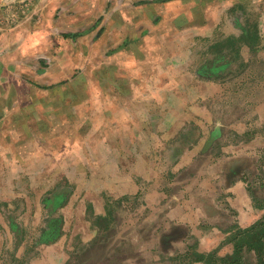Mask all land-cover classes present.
I'll return each mask as SVG.
<instances>
[{
    "label": "rangeland",
    "instance_id": "obj_1",
    "mask_svg": "<svg viewBox=\"0 0 264 264\" xmlns=\"http://www.w3.org/2000/svg\"><path fill=\"white\" fill-rule=\"evenodd\" d=\"M189 1L193 0H181V4ZM196 2L212 16L210 36L197 34L209 23L197 11L186 26L183 13L178 11L179 2L160 11L146 3L142 10L145 16L158 17L148 20L126 19L134 15V8L127 4H123L125 18H114L110 0H83L81 28L71 34L38 35L40 51L27 53V61L20 67H5L9 50L0 47V93L19 92L13 105L17 109H24L26 100L33 101L32 112L36 114L39 107L40 115L47 118L33 113L28 120L34 118L38 125L43 119L44 127L51 131L46 137V130L43 136L42 131L26 128L29 131L22 134L28 139H41L42 135L46 137L42 142L50 145L25 149L26 157L16 165L23 178L4 179L0 172L1 189L29 192L31 185L34 191L52 188L58 182V172L65 171L69 178L65 183L82 202L92 186L89 180L80 182L74 177L79 176L78 170L87 178L101 174L97 164L107 147L102 144L107 142L130 154L132 172L138 167V147L145 141V172L148 175L155 169L158 177H135L142 190L138 194L115 198L102 191L109 214L105 207L101 214L88 204L85 209L80 207L85 212L74 214L64 231L62 250L66 258L46 264H174L177 258H169L172 251L184 249L193 241L199 251L218 248L224 255L232 247L228 230L239 227L238 211L230 201L234 200L228 190L231 183L243 178L245 204L264 205V0ZM229 3L235 7L226 9ZM35 4L33 0H0V37L9 38L12 28L33 11ZM247 24L256 25L258 36L250 39L254 43L251 49L243 47L237 53L233 47L242 44V39L241 34L234 33H240V27ZM222 47L219 54L213 52ZM213 62H217L218 70L205 72L203 65ZM147 70L151 75L147 78L156 83L138 84ZM205 78L213 80L205 83ZM173 86L177 91L171 94L169 87ZM8 98L0 103L11 106L14 101ZM125 101L132 123L121 132L115 128L121 126ZM10 108L0 109V119L15 110ZM111 124L117 126L112 128ZM135 125H144L146 132ZM1 137L10 140L8 135ZM74 139L76 152L69 148L66 159L71 157L70 163L64 169V163L56 162L58 154L62 155L58 148L63 141L73 145ZM8 151L0 148V169L9 167L12 152ZM42 171L48 175L42 177ZM146 191L152 193V207L144 200ZM71 208L78 213V207ZM255 208L263 210L258 220H264V207ZM14 211H7L11 220ZM17 217L22 225L26 222L24 217ZM5 224L7 217L0 226V264H29L35 248L27 245L26 258L18 260L14 256L15 237L11 245L5 240L9 235ZM30 229L28 236L33 238L35 231ZM241 256V264H264V254L259 260L254 250L244 248ZM40 257L38 251L35 258Z\"/></svg>",
    "mask_w": 264,
    "mask_h": 264
},
{
    "label": "crops",
    "instance_id": "obj_2",
    "mask_svg": "<svg viewBox=\"0 0 264 264\" xmlns=\"http://www.w3.org/2000/svg\"><path fill=\"white\" fill-rule=\"evenodd\" d=\"M5 1H12V0H5ZM82 1L83 0H33V3H36L35 7L33 8V11L36 12V14L33 13V11H30V13L25 18H23L22 21L19 22V24H16V26L12 28L9 38L7 37L6 39H3V37H0V47L1 48L8 47L9 50V52L6 54L7 59L4 60L5 67L7 68L20 67L22 65L21 64L22 61H27L26 59L27 53L31 54L34 51H40L37 50V48L40 47L42 44L41 39L37 38L38 35L40 34H47V35L49 33L53 35H61L63 33L71 34V32L79 30V28H81V23H82V17L80 12ZM110 1L112 5L111 13L112 15H114V18L115 16L116 18L118 16H122V18L123 17L125 18L126 13L123 10V4L124 5L127 4L134 8V15L132 17L128 15L126 19L145 17L148 20L153 18L154 16L146 17L145 11L144 13L142 12V10H144V6L146 3L150 2L154 4L160 11V9L163 6H166L167 4H176L179 2L180 5H178L179 6L178 11L179 13H183L182 15L186 22L191 18L192 19L194 18L195 16L194 13L196 11L201 15L202 19H205V21L209 22L207 27L205 28L202 27L201 31L197 33L199 36H210L212 33V29H211L212 21L210 18L212 16L210 15L209 12L203 11L202 7H200V2L197 3L196 0L183 2L182 4H181V0L177 2L176 0H110ZM92 2H94V0H90V3ZM105 2H107V0H105ZM196 3L197 5L199 4L198 5L199 7L195 6ZM230 4L231 3H229L226 6V9H233L235 7L234 4L231 5ZM107 13H110V11H107ZM154 18L156 19L158 17L155 16ZM248 25L249 24L241 26L239 29L240 33L237 34L234 33V35L241 34L244 31L247 32L246 28H248ZM186 26H188V22L186 23ZM14 41L17 42L15 45L10 44L13 43ZM243 47H247L248 49H251V46L245 42H242V44L240 45H234L233 49H235L234 51L238 53L240 48ZM223 49L224 47L218 48L215 49V51L213 52L219 54ZM204 71L207 72L206 70ZM149 74L150 71L147 70V75H142L141 78L138 80V84L140 83L150 84L151 82L156 83L155 81H150L147 78L148 76L150 78L151 75ZM208 80L212 82L213 78L207 80L205 78L204 80L205 83L206 82L209 83ZM168 83H171L169 86H172V82H168ZM174 91H177L176 86L169 87V93L172 94ZM7 92L8 93L6 92L0 93V100L9 99L8 96L11 97L10 99L14 101L11 106L15 110L6 113V116L3 115L4 117L0 119L1 136H3V134L10 136V140H6V138H2L0 136V148L4 150H10L8 152L10 153L12 152V153H11V157L7 161L9 163V167L7 168V170H5V167L1 168L0 172L1 174H3L4 179L19 180L22 179L23 176L19 174V172L21 171L17 170L16 165L22 164L23 160L21 158L26 157L27 152L25 151V149L28 148L37 149V148H43L49 146L50 145L49 143H44L42 141L45 140L44 138L50 136L49 133L51 131L48 132L46 130L47 126L44 127L43 119H41V123L37 121L38 125H35L34 118L32 120L31 119L28 120L29 119L28 116H33L34 113L32 112L34 111L33 109L34 104L32 103L33 101L28 102V100H26L24 103L26 105L23 106L24 109L22 108L17 109V107L15 108V106L13 105H15L18 100L17 96L20 95L19 92H17L16 94L10 91ZM154 92H156V90ZM170 99H174L173 96ZM11 106H7L3 102L0 103V109L2 110H6ZM29 106H31V109ZM12 108H10V110ZM38 108L36 114L34 113L36 116L40 115L39 113L40 110ZM128 110H130V108L125 101L121 110V117H122L121 120L122 122L120 123L121 126L120 128L116 127L115 130L119 129L122 132L127 128V125L130 126V124L132 123L131 122L132 119L129 118L130 112ZM116 114L119 115V113ZM40 116H42V113ZM47 116L49 117V115ZM42 117L47 118L45 117V114ZM113 122H115V120ZM117 124H111L112 128L113 125L117 126ZM35 126H38L39 129L35 128L36 129L35 130L34 129ZM109 126L110 125H108V127ZM52 127L51 130L53 129ZM26 128H28L29 130L32 129V132L35 131L36 133H39L37 132V130L42 131L43 136H44V131L46 130L45 132L48 133V135L43 138L40 133L39 135H41V139H36V140L28 139L25 135L22 134L25 132L27 133L29 131ZM135 128H138L139 130L140 127L139 125L138 127L137 125H135ZM140 129L143 130L144 133L146 132L144 125ZM239 130L240 128H237V131ZM212 141L213 140H210V142ZM76 143H77L76 140L74 141L73 145H71L70 143L67 144L65 143V141H63V143H61V146L58 148L59 153H61L62 155L60 157L58 154L56 162L57 164L64 163L65 164L64 169L66 168V163H70L69 159L71 157L69 159H66L67 154L69 153V148H73L74 151L76 152ZM91 143L92 142L90 141L89 144ZM153 144L157 146L156 142H153ZM210 144L209 145L207 144V146H210ZM102 145L103 147L105 146L107 147L103 150V154L101 153L102 157L101 160L99 161L100 163L97 164L98 168H101V174H98L96 176L91 175L89 176V178H87L85 175L81 173L82 170H78L79 176L75 175L74 177L75 179L79 178V180H81L80 182L84 180H89L90 181L89 184H91L92 186V192H90L86 196V198L82 200V202L77 200L75 193L72 192V187H70L68 184L65 183L64 179L68 178L67 173L65 171H62L60 173L58 172V174L55 176V179H57L58 182L56 184L54 183L55 185H53L52 188L47 186L46 189L41 191H34V185H31V189H29V192L25 190L27 193H24L25 191L14 192L12 191L13 190L12 187H7L6 189H1L0 187L1 189L0 190V226H3V222L4 220H6L7 217L8 224H5V226H6V231L9 233V235L7 234L5 235V240L9 245L10 243L12 244L13 239L15 237L16 244L14 247V256L17 259L26 258L27 245L31 246V250L34 247L36 251L35 254L33 250L31 251L32 255L31 258H29L30 259L29 264L57 263L61 260V258L65 259L66 252L62 250V246H64L65 244L64 231L67 232L66 228L67 226L70 225L72 218L74 217V214L77 215L80 214L82 211L84 212L85 211L84 209L85 207H87V204L88 207H94L96 210L95 212L100 214L103 213L105 211L103 207L105 206L103 205V201L101 198L102 191L115 198L119 196L129 195L132 193L138 194L142 190L138 182L137 183L135 182L134 180L135 177H138L139 179L142 178L143 180L151 179V178H155L156 180H158V177L157 178L155 177L157 176L155 169L153 171L151 170L152 173H149L148 175L145 172L146 171L145 162L147 160L145 141L141 145H139L140 147H138L139 150L137 153V160H136L137 162L136 164L138 165V167H136L137 169L133 168L132 172L130 170V164H128L130 157L129 153H126V155H128L127 157L123 151H119L115 149L116 147L113 146L110 142H107L106 145L105 144ZM148 146L151 147L150 144ZM155 146L154 148H156ZM81 158L82 157L80 154L79 160ZM27 159L29 160L30 158ZM119 164L122 165V168H120ZM142 164H144L143 169L141 168ZM134 173L137 174V176ZM160 173L161 172H159V174ZM40 175L42 177H46L48 173L42 171ZM29 178L32 177L29 176ZM228 190L233 194L234 197V200H230V201L234 209L238 211L236 218L239 225L246 226L259 218V215L261 214V212H263V210L259 211L256 208H254L255 206L254 207L247 206L244 202V196L246 191L244 189V182L242 180L235 179V181L231 183V186L229 187ZM180 197L182 200L183 195ZM144 200L147 202L149 207H152L150 203L152 200L151 192L146 191L144 193ZM185 202H187L189 207L190 201L187 200ZM182 203L183 201H181V204ZM4 207H7V209H5ZM71 207H78V211H77L78 213L74 212V210ZM80 207H84V209L81 210ZM240 207H251V210L244 211ZM260 207H264V205ZM13 210H15L14 213L16 219L18 218L17 216L24 217L26 219V222L23 225L20 222V220L16 221V219L13 217L12 220L8 218L9 216L7 211L13 212ZM30 227L35 231L33 238L31 237L29 238L28 236L29 233L27 232V230ZM11 238L13 239L11 240ZM203 242L204 239L201 241V244ZM38 251L39 253H41V257L35 258V255L37 254Z\"/></svg>",
    "mask_w": 264,
    "mask_h": 264
},
{
    "label": "trees",
    "instance_id": "obj_3",
    "mask_svg": "<svg viewBox=\"0 0 264 264\" xmlns=\"http://www.w3.org/2000/svg\"><path fill=\"white\" fill-rule=\"evenodd\" d=\"M246 30L247 32L244 31L241 33L239 39H242L241 43L245 42L250 46H253L254 43L250 42V39L258 36L257 27L255 24H249ZM105 209L107 214H109V207H105ZM98 218H104V216ZM233 228L235 227L233 226L228 230L229 235L227 239L232 243V247L224 255L218 253V248L208 251H199L195 246L196 241H193L186 244L184 249L173 250L169 258H177L174 264H182L183 262H185V264H193L197 262L203 264H241V251L246 248L248 250H254L259 260H263L264 220H257L247 227ZM87 245V243L83 244V246Z\"/></svg>",
    "mask_w": 264,
    "mask_h": 264
},
{
    "label": "flooded vegetation",
    "instance_id": "obj_4",
    "mask_svg": "<svg viewBox=\"0 0 264 264\" xmlns=\"http://www.w3.org/2000/svg\"><path fill=\"white\" fill-rule=\"evenodd\" d=\"M216 63H217V62H216ZM216 63L213 62L212 64H206V65L203 66L202 68H203V70L210 71V72L216 71V70H218V67H219L218 64H216ZM205 67H206L207 69H206ZM214 69H216V70H214ZM239 179H240V180H244L243 178H242V179L239 178ZM234 181H235V180H234ZM230 182H231V181H230ZM232 183H233V182H232ZM246 194H247V193H246ZM261 205H263V204H254V203H253V204H252V203L249 204V206H252V207H254V206H255V207H256V206H257V207H260ZM255 207H254V208H255ZM84 212H85V211H84ZM257 220H258V219H257ZM255 221H256V220H255ZM255 221H254V222H255ZM249 225H251V224H248V225H246V226H241V225H239V227H247V226H249ZM18 260H19V259H18Z\"/></svg>",
    "mask_w": 264,
    "mask_h": 264
}]
</instances>
